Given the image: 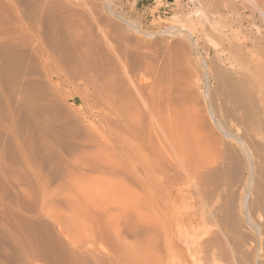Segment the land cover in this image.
<instances>
[{
  "label": "rangeland",
  "instance_id": "1",
  "mask_svg": "<svg viewBox=\"0 0 264 264\" xmlns=\"http://www.w3.org/2000/svg\"><path fill=\"white\" fill-rule=\"evenodd\" d=\"M46 1L0 0V264H264V18L253 2L57 0L81 14L73 28L93 55L109 54L92 56L106 69L68 82L64 49L33 21ZM11 53V72L26 70L9 88ZM23 73L49 85L39 98L59 88L60 115L38 114L58 115L51 126L36 115L42 125L25 130Z\"/></svg>",
  "mask_w": 264,
  "mask_h": 264
},
{
  "label": "bare ground",
  "instance_id": "2",
  "mask_svg": "<svg viewBox=\"0 0 264 264\" xmlns=\"http://www.w3.org/2000/svg\"><path fill=\"white\" fill-rule=\"evenodd\" d=\"M51 1H53V2H49V4L47 3V1H46V3H47V5H48V8H47V14L46 15H44L45 17H42L43 15L42 14H38L37 12H36V15L38 14L39 16L37 17V16H33V21L35 22V23H38L39 25L40 24H44L45 25V28H47L48 30H50L51 32V37H52V42H51V45H53V48L55 47L57 50L58 49H64V51H63V58L65 59V63H66V67H67V69L65 70V77H66V79H67V81L68 80H70L71 82H73L74 81V79L75 78H77V77H79L80 79L81 78H83V76H77L76 75V73L77 74H80V69L81 70H83V71H86L87 70V67L88 68H90L91 69V67H92V69L93 70H95L96 68H95V64H97V67H100L101 68V64H105V62H100L101 64V66H99V63L97 62V60H95L96 59V56L98 55L97 53H95V54H97L96 56H95V54L93 55V51L95 50V49H92V51H91V48L94 46V42H91V41H89V39L86 41L85 40V42H87L88 43V41L89 42H91V43H89V47H88V45H86V47L85 46H83L82 45V43L84 44L85 42H83L82 40H83V38L84 37H82L81 35H80V33L78 34L77 32L79 31H75L76 30V28H75V30H74V24L76 25L77 24V22H75L74 23V21H76L77 19H79L78 21V27H79V24L81 23L82 24V22H83V20H81L80 21V19H82V17L81 16H79V12L78 11H76V10H67V6H64V4L65 3H59L57 0H51ZM64 1H66V0H64ZM252 2H253V5L256 7V9L260 12V14L263 16V18H264V10L263 9H261V8H259V6L257 5V0H251ZM32 2V1H31ZM68 3V2H67ZM43 4L41 3V5L40 6H42ZM71 6V5H70ZM30 8V7H29ZM37 8V7H36ZM42 8V7H41ZM70 8V7H69ZM68 8V9H69ZM38 9V8H37ZM72 9H73V7H72ZM76 9V8H75ZM29 10V9H28ZM42 10V9H41ZM37 11H39V9L37 10ZM42 12V11H41ZM41 12H39V13H41ZM33 13H34V11H33ZM111 13V12H110ZM113 13V12H112ZM44 14V13H43ZM68 14V15H67ZM81 15V14H80ZM31 16V15H30ZM74 16H75V18H74ZM77 16L78 17H80V18H77ZM25 17V16H24ZM56 18L57 19H60V18H64V20L65 19H68V22H66V20H65V23L63 24V25H65V27L63 26V28H61L60 27V25L59 24H57L56 23ZM76 19V20H74V19ZM61 19V20H62ZM84 19V18H83ZM53 20V21H52ZM31 21V20H30ZM54 21H55V23H54ZM63 21V20H62ZM64 22V21H63ZM85 22V21H84ZM83 25H84V23H83ZM36 26V25H35ZM53 26H55V27H53ZM133 26V25H132ZM77 27V28H78ZM82 27V25L80 26V28ZM84 27H86L85 25H84ZM134 28H135V26H134ZM79 29V28H78ZM86 29V28H85ZM136 29V28H135ZM47 31V30H46ZM86 31H88V30H86ZM107 31V30H106ZM176 31V30H175ZM179 31V30H178ZM177 31V32H178ZM47 33H48V31H47ZM87 33L89 34V32H86V33H82V34H86L87 35ZM107 34V33H106ZM180 34V33H179ZM48 35H50V34H48ZM93 35V34H92ZM91 35V36H92ZM50 37V36H49ZM48 37V39L50 40V38ZM97 37V36H96ZM81 38H82V40H81ZM118 38H119V36H118ZM97 39V38H96ZM100 39V38H99ZM95 40V39H94ZM99 41V40H98ZM99 43H100V41H99ZM99 43H96L97 44V47L99 46V50H102L101 48H100V45H98ZM11 43H9V45H10ZM12 45V44H11ZM85 45V44H84ZM91 45H92V47H91ZM157 45V44H156ZM105 46V45H104ZM86 48V49H85ZM94 48H96V47H94ZM131 48V47H130ZM104 49V48H103ZM106 50V49H105ZM131 50V49H130ZM169 49H167V51H168ZM106 51H108V50H106ZM106 51H104V52H106ZM135 51V50H134ZM162 51V50H161ZM11 51H9V53H10ZM62 52V51H61ZM103 52V51H102ZM102 52H100L101 54L100 55H98V56H100L99 57V60H100V58L102 59V58H105L107 55H109L108 54V52L106 53V54H103ZM129 52V51H128ZM137 52V51H136ZM26 54V53H25ZM111 54V53H110ZM5 55V54H4ZM14 55H16V54H14ZM18 55V54H17ZM21 56V55H20ZM95 58H93V57ZM144 56V55H143ZM170 56V55H169ZM18 57V56H17ZM20 59H21V57H19ZM18 58V60H20ZM23 58V57H22ZM25 58V57H24ZM113 58V57H112ZM153 58V57H152ZM15 59H16V56H15ZM97 59H98V57H97ZM22 60V59H21ZM98 60V61H99ZM23 61V60H22ZM58 61V60H57ZM102 61V60H101ZM105 61V60H104ZM59 62V61H58ZM67 62H68V64H67ZM13 63H15V65H17V63L16 62H14V56H13V54L11 53V54H9L8 56L6 55V59H5V61H4V63H3V67H1V71L3 72V74H5V77H6V81H5V77H4V79H3V81H5L6 83H7V85L9 86V88L11 87L10 85H12L14 82H16V80L18 81L19 79H18V76L19 75H21L20 73H22L23 71H24V69L25 68H22V70H20L21 69V66L19 67L18 66V69L16 70V71H14L13 69V71L11 72V68H13V66H14V68L16 69V67H15V65L13 64ZM111 63H113V62H111ZM18 64H20V62L18 63ZM61 64H62V61H61ZM93 64V65H92ZM140 64V63H139ZM63 65V64H62ZM81 65H82V67H81ZM112 65V64H111ZM114 65H116V63H114ZM114 65H112L113 66V68L115 67ZM105 66V65H104ZM104 66H102L103 67V69L105 68ZM111 66V67H112ZM29 67H31V66H29ZM34 67V66H33ZM118 66L116 65V68H117ZM162 67V66H161ZM83 68H86V70L85 69H83ZM115 68V69H116ZM125 68V67H124ZM138 68V67H137ZM102 69V70H103ZM106 69V68H105ZM112 69V68H111ZM115 69H113L112 71H114ZM119 69V67L117 68V70ZM128 69V68H127ZM164 69V68H163ZM26 70V69H25ZM28 70V69H27ZM33 70V69H32ZM36 70V68L34 69V71ZM96 70H100L99 68L98 69H96ZM101 70V71H102ZM116 70V71H117ZM121 70V69H120ZM30 72H31V70H29ZM62 71V70H61ZM88 71H90V72H92L91 70H89L88 69ZM87 71V73L86 72H83V73H86L87 74V76L89 75V72ZM119 71V70H118ZM122 71V70H121ZM121 71H119L120 73H121ZM126 71V70H125ZM124 71V72H125ZM27 72V71H26ZM110 72V74H111V70L109 71ZM123 72V71H122ZM134 72V71H133ZM35 73H37V71L35 72ZM95 73V74H94ZM94 73H93V77L94 76H97V77H99V75L98 74H96V73H99V72H97V71H94ZM102 73V72H101ZM105 73H107V72H105ZM120 73H119V75H120ZM136 73V72H135ZM134 73V74H135ZM149 73V72H148ZM31 74V73H30ZM92 74V73H91ZM100 74V73H99ZM110 74H108L109 76H110ZM113 74H117L116 72H114ZM124 74H126V73H124ZM123 74V75H124ZM130 74V73H129ZM26 75L27 76H29L28 75V73H26ZM81 75V74H80ZM84 75V74H83ZM102 75H103V73H102ZM118 75V76H119ZM122 75V76H123ZM25 76V74L23 73V77ZM77 76V77H76ZM85 76V75H84ZM86 76V77H87ZM103 76H106V74L105 75H103ZM111 76H112V74H111ZM133 76V75H132ZM147 76V75H146ZM107 78L106 79H108L107 81H106V85H108V84H112V83H114L113 81L111 82L110 80L113 78H111L110 80H109V78L110 77H108V76H106ZM116 77V76H115ZM113 78L116 82H119V84H117V86H119L120 85V79H119V81L117 80V77L116 78ZM119 77H121V76H119ZM25 78V77H24ZM79 78H77V79H79ZM104 78V77H103ZM122 78V77H121ZM36 79V78H35ZM34 78H29V77H26L24 80H23V82L21 83V88H20V96H21V100H20V105H19V112H20V114H21V116L23 117V119H25L24 121H23V123H24V128H25V130L28 128L29 129V125L30 124H39V125H42V124H40V121L38 122V120L36 119L37 117H34V116H38V118H39V116L43 113L42 111H47V110H49L50 108H52V110L50 109L49 110V112L47 111V113H50V112H54V110H53V108L55 109V107L56 106H58L57 105V103L59 104V102H60V92H59V88L58 87H53L52 86V88H53V90L51 91V88H49V87H47V88H49L48 90H47V88H45L46 90H45V92H43L42 93V95H41V98H39L40 96H36L35 94V92L38 90V88H39V91H41V89L44 91V85L46 84V83H42V82H40V83H42V84H40L39 82H37L36 80H35ZM85 79H88V78H85ZM105 79V78H104ZM112 79V80H113ZM76 80V79H75ZM88 81V80H87ZM110 81V82H109ZM134 81V80H133ZM53 82V81H52ZM55 82V81H54ZM69 82V81H68ZM115 82V83H116ZM122 83H123V81H121ZM12 83V84H11ZM16 84V83H15ZM14 84V85H15ZM18 84V83H17ZM39 84H40V86H39ZM44 84V85H43ZM52 84H54V83H52ZM58 84V83H57ZM111 84L110 85H108V86H110L111 87ZM132 84H134L133 82H132ZM136 84V83H135ZM135 84H134V86H135ZM43 85V86H42ZM46 85H48V84H46ZM51 85V84H50ZM55 85V84H54ZM105 85V84H104ZM124 85V84H123ZM49 86V85H48ZM153 86V85H152ZM19 87V86H18ZM41 87V88H40ZM46 87V86H45ZM113 87H114V85H113ZM113 87H111V89L113 88ZM127 87V86H126ZM118 88V87H117ZM161 88V87H160ZM37 89V90H36ZM120 89V88H119ZM14 90V92H18L19 93V91H15L16 90V88H14V89H11L10 91H8V92H12ZM115 90V89H114ZM118 90V89H117ZM47 91V92H46ZM51 91V92H50ZM54 91V92H53ZM116 91V90H115ZM157 91V90H156ZM38 92V91H37ZM119 92V91H118ZM117 92V93H118ZM49 93H51V94H53L54 93V95L53 96H51V94L49 95ZM128 92H126V94H127ZM39 94V93H38ZM12 95H13V93H12ZM92 95V94H91ZM121 99V98H120ZM41 100H44L43 102H42V106L39 104V101H41ZM148 101V100H147ZM124 102V101H123ZM162 102V101H161ZM164 102V101H163ZM159 104V103H158ZM59 105H61V104H59ZM163 105V104H162ZM62 106V105H61ZM60 106V107H61ZM122 106V105H121ZM46 107H48V109L46 108ZM50 107V108H49ZM165 107V106H164ZM57 108V110H56V112H54V113H57V114H59L60 115V109H59V111H58V107H56ZM63 108V107H62ZM43 109H45V110H43ZM47 109V110H46ZM64 109V108H63ZM162 109V108H161ZM172 110V109H171ZM182 110V109H181ZM184 110V109H183ZM58 111V112H57ZM61 111H63V110H61ZM64 111L66 112V109H64ZM163 111V110H162ZM173 111V110H172ZM42 112V113H41ZM181 112V111H180ZM40 113V115H38ZM46 113V112H45ZM44 113V115H46ZM124 113H126V111L124 112ZM68 114V113H67ZM161 114V113H160ZM43 115V114H42ZM42 115L40 116V117H42ZM53 115V114H52ZM56 114H54V116H55ZM62 115H63V113H61V119H62ZM155 115V114H154ZM53 116V117H54ZM57 116L58 115H56V118H57ZM165 116V115H164ZM47 117H49V116H47ZM47 117H43L44 119H46ZM53 117H50V120H52L51 118H53ZM64 117V116H63ZM154 117V116H153ZM37 120H35V119ZM160 118V117H159ZM166 118V117H165ZM42 122L44 121L42 118H39ZM54 119H55V117H54ZM66 119V118H65ZM50 120H49V118L47 119V121L45 120V122H43V124L44 125H42V127L44 126L45 128H46V126H48V125H50L51 123H50ZM54 121V120H53ZM41 122V123H42ZM49 122V123H48ZM47 123H48V125H47ZM53 125V124H52ZM254 125V124H253ZM253 125H251V130L250 131H255L254 129H256V128H254V127H256V126H253ZM29 126V127H28ZM51 126V125H50ZM253 126V127H252ZM43 127V128H44ZM34 128V127H33ZM52 128V127H51ZM32 130V129H31ZM256 132V131H255ZM44 133V132H43ZM254 133V132H253ZM59 134H57V136H58ZM34 136V135H33ZM230 136V135H229ZM26 137H27V135H26ZM27 138H29V137H27ZM53 138H55L56 139V137H54L53 136ZM30 139V138H29ZM234 139H236V141L237 142H239L238 143V145L242 148V150L245 152V153H248V150H250V149H246V146H245V143H244V140H242V139H240L239 137H237V138H235L234 137ZM31 140H32V138H31ZM250 153V152H249ZM247 161V160H246ZM259 164H261V163H259ZM262 165V164H261ZM254 166V165H253ZM252 166V167H253ZM251 168V167H250ZM260 234H261V232H260ZM258 236H260V235H258ZM260 239V238H259Z\"/></svg>",
  "mask_w": 264,
  "mask_h": 264
}]
</instances>
